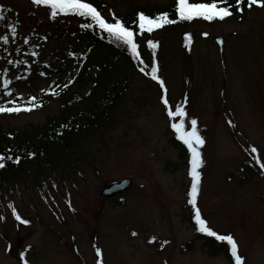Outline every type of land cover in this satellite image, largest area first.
Masks as SVG:
<instances>
[{
	"label": "rangeland",
	"instance_id": "374dc122",
	"mask_svg": "<svg viewBox=\"0 0 264 264\" xmlns=\"http://www.w3.org/2000/svg\"><path fill=\"white\" fill-rule=\"evenodd\" d=\"M115 1L116 11L127 12L174 0ZM0 4V36L10 37L7 44L0 40V104L50 88L56 68L63 73L60 83L67 82L86 41L50 34L42 41L38 37L51 26L50 9L31 0ZM11 26L17 28L15 36ZM185 30L194 35L189 54L182 47ZM161 36L165 48L158 57V74L166 82L169 101L174 110L187 97L186 127L196 118L205 138L197 205L213 230L234 236L246 264H264V174L250 152L255 146L264 162V9L243 19L165 27L154 33ZM34 51L39 55L32 56ZM88 72L96 74L97 68ZM76 76L77 71L72 80ZM6 78L12 80L11 96L3 87ZM129 78L117 119L77 171L64 177L51 173L46 185L28 181L7 196L0 194V264H23L21 252L29 264H97L94 246L102 249L104 264H231L223 253L208 254L200 240L192 251L182 248L195 237L189 222L190 211L195 213L187 202L190 153L182 164L169 142L172 121L158 84L136 71ZM94 85L88 82L83 93ZM58 105V100L47 101L30 113L5 114L0 121L14 129L42 124L57 114ZM125 178L133 180L128 190L103 196L105 186ZM9 205L30 223L16 220Z\"/></svg>",
	"mask_w": 264,
	"mask_h": 264
},
{
	"label": "trees",
	"instance_id": "16d2710c",
	"mask_svg": "<svg viewBox=\"0 0 264 264\" xmlns=\"http://www.w3.org/2000/svg\"><path fill=\"white\" fill-rule=\"evenodd\" d=\"M89 0L101 11L107 19H111V13L126 22L127 25L136 27L133 21L137 18L140 11L155 16L167 11L170 18L176 19L174 12L175 0L169 5L152 4L149 6H139L127 12L116 11L115 0ZM190 2H211V0H191ZM246 11L247 13L256 11ZM240 18L238 14L232 18ZM77 18V22H72L71 18ZM202 18L193 21H180L174 25L165 27H182L193 22H203ZM86 22L85 18L77 16L59 17L51 21V26L47 28V34L38 37L42 41L49 40L50 36L60 40H85V49L82 52V60H77L75 68L70 72L69 78L77 71V76L68 88H63L60 83L62 72L59 68L55 70V80L48 89H55L59 95L52 96L48 91H42L40 96L47 101H59V110L56 115H48L44 123H29L22 128L5 127L0 121V154L7 156L21 157L19 164L12 160H5V167L0 169V194L20 187L22 184L34 182L35 186L46 185L49 182V175L54 173L58 177L69 175L71 171H77L83 164L85 158L91 157L93 145L96 140L101 141L105 133L113 126L117 119V110L127 84L130 82L131 74L139 72V61L132 58L125 47L111 41L106 34H102L98 29H84L81 25ZM208 22V21H207ZM212 23V22H209ZM164 27V28H165ZM160 30V29H159ZM146 33L143 39H138L141 45V58L144 63L149 65L147 71L150 72L153 60L152 50L147 47V40L152 39L159 42L156 50L158 60L164 47L165 36L155 38L154 33ZM190 33L194 40V35L190 30L182 31V47L186 54L191 51V46H186L184 37ZM50 34V36L48 35ZM55 35V36H54ZM49 36V37H48ZM47 37V39H45ZM73 42V41H71ZM143 42L146 46L142 47ZM101 55V56H100ZM82 61V62H81ZM84 62V63H83ZM96 67L97 73L94 75L88 72L89 68ZM79 69V70H77ZM140 73V72H139ZM142 74V73H140ZM144 75V74H143ZM145 76V75H144ZM88 77V78H87ZM151 80L150 76H145ZM67 79V81L69 80ZM92 81L95 85L88 91L87 95L83 90L88 82ZM153 81V80H152ZM155 82V81H154ZM157 84V83H156ZM15 115V113H12ZM2 117V116H1ZM169 142L178 149L181 163H187L189 153L186 145L178 140L176 135L170 130ZM28 153H35L29 156ZM91 160V159H90ZM31 184H28L30 186ZM1 196V195H0ZM125 204L126 199L120 200ZM120 201L118 203H120ZM190 224L195 228V237L192 241L182 245L187 251H192L198 240L203 241L208 254L214 256L223 253L231 264L234 259L231 257L230 246L226 241H219L214 237L197 231V226L192 210L190 211Z\"/></svg>",
	"mask_w": 264,
	"mask_h": 264
},
{
	"label": "snow or ice",
	"instance_id": "6c2138e0",
	"mask_svg": "<svg viewBox=\"0 0 264 264\" xmlns=\"http://www.w3.org/2000/svg\"><path fill=\"white\" fill-rule=\"evenodd\" d=\"M31 3L35 5H42L50 9V18L56 20L59 17L67 16H77L80 18H85L81 27L88 29H98L100 33L106 34L111 41L116 42L118 45L123 46L131 54V57L138 60L139 72L145 76H150L151 80L155 81L159 88L162 90L161 104L163 105L167 117L172 121L170 127L174 130L175 135L178 140L182 141L186 145L187 150L190 153V168L189 176L191 177V189L188 193L189 199L188 204L194 209V219L197 226V231L206 234L207 236L214 237L219 241H226L227 245L230 246L231 257L234 259V264H246L245 259L239 254L238 242L235 240L234 236L231 234L221 235L213 230L208 221L203 218L200 208L197 205V197L200 193V186L202 180L201 168L204 166L205 161L203 159L201 149L205 145V138L201 134L198 128V120L196 118L190 119V127H186V118L188 117V112L186 110V105L188 103L187 97L184 98L181 104H177L173 110V105L169 101L168 88L166 82L158 74L160 72L159 61L156 59V50L159 47V42L152 39L147 40V47L152 50V63L150 72L147 71L149 65L145 64L141 58L140 47L138 39H143L146 33H153L155 30L163 29L167 25H174L180 21H193L197 18H202L204 21L213 22L220 21L223 22L227 18H231L238 14L241 19L246 11H253L255 8L264 9V0H211V2H190V0H175L174 12L176 19L170 18L167 11L161 12L155 16L145 14V12L140 11L137 13V18L133 21L136 25L135 28L126 24L124 20L117 17L113 12L111 13V19L105 18L101 11L98 10L96 6L89 0H31ZM3 5L0 4V13H2ZM0 19H4L3 15L0 14ZM12 35L17 34V28L11 26ZM203 35L206 37L208 33L205 32ZM47 39V37H45ZM0 40H3L5 44L9 43L10 37L8 35L0 36ZM184 41L186 46H191L193 37L190 33L185 34ZM29 41L26 38L24 43L27 44ZM219 44H223V39H218ZM38 52H32V56H38ZM70 55H75V53H70ZM9 64L20 63V61L9 60ZM23 63H28L24 61ZM40 75H46L45 72H41ZM73 83V80H69L62 85L63 88H68L69 85ZM12 84V80L4 79L3 87L6 90L5 94L8 96L12 95L9 89V85ZM42 91H48L52 96L59 95L55 89H42ZM19 101V102H18ZM43 106L42 102H38L36 96L28 97L24 100L23 94H20L17 99H12L7 101L5 104H0V113H21V112H32L35 109L41 108ZM177 118L179 120L177 121ZM229 125H232V121H228ZM250 152L255 154V162L259 165V168L264 174V162H261L258 149L255 146L250 148ZM29 156H35V153H28ZM12 160L14 163L19 164L21 162V157L16 156H5L0 154V169L4 168L6 165L5 160ZM69 206H71L69 202ZM12 212L15 215L16 220L20 221L22 224L27 225L30 222L27 219H22L21 215L12 206ZM132 235H136L135 232ZM156 237H152L150 242H154ZM165 244L168 241H164ZM95 247V254L97 259V264H104L103 252L99 246ZM20 257L23 260V264H29V261L25 258V253L21 252Z\"/></svg>",
	"mask_w": 264,
	"mask_h": 264
},
{
	"label": "water",
	"instance_id": "95a60500",
	"mask_svg": "<svg viewBox=\"0 0 264 264\" xmlns=\"http://www.w3.org/2000/svg\"><path fill=\"white\" fill-rule=\"evenodd\" d=\"M133 180L131 178H127L121 182H114L113 184L105 186L102 191L103 196H113L118 192H125L131 187Z\"/></svg>",
	"mask_w": 264,
	"mask_h": 264
}]
</instances>
